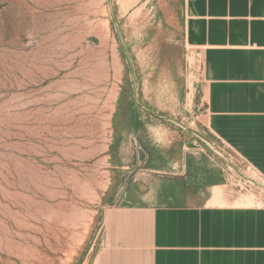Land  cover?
I'll list each match as a JSON object with an SVG mask.
<instances>
[{"label":"rangeland","instance_id":"rangeland-1","mask_svg":"<svg viewBox=\"0 0 264 264\" xmlns=\"http://www.w3.org/2000/svg\"><path fill=\"white\" fill-rule=\"evenodd\" d=\"M184 18L183 0H0V264H90L108 205L209 197Z\"/></svg>","mask_w":264,"mask_h":264},{"label":"crops","instance_id":"crops-1","mask_svg":"<svg viewBox=\"0 0 264 264\" xmlns=\"http://www.w3.org/2000/svg\"><path fill=\"white\" fill-rule=\"evenodd\" d=\"M183 6L186 42L201 59V127L217 163L198 185L210 195L108 205L90 264H264V206L234 193L217 167L233 162L242 186L264 181V0Z\"/></svg>","mask_w":264,"mask_h":264}]
</instances>
